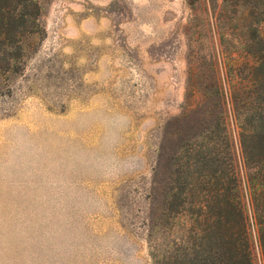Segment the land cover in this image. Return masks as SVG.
I'll use <instances>...</instances> for the list:
<instances>
[{
	"label": "rangeland",
	"instance_id": "obj_1",
	"mask_svg": "<svg viewBox=\"0 0 264 264\" xmlns=\"http://www.w3.org/2000/svg\"><path fill=\"white\" fill-rule=\"evenodd\" d=\"M252 127L264 0H0V264L215 260Z\"/></svg>",
	"mask_w": 264,
	"mask_h": 264
},
{
	"label": "trees",
	"instance_id": "obj_2",
	"mask_svg": "<svg viewBox=\"0 0 264 264\" xmlns=\"http://www.w3.org/2000/svg\"><path fill=\"white\" fill-rule=\"evenodd\" d=\"M250 130L241 129L240 144L245 162L251 160L255 164L242 178L233 171L228 175L234 186L227 189L231 194H228L224 205L220 203L224 211L218 217L222 222L219 219L218 226L216 221L210 226L220 235V255L205 264H253L252 232L264 264V139L262 134H255L257 127ZM234 192L236 195L232 196Z\"/></svg>",
	"mask_w": 264,
	"mask_h": 264
}]
</instances>
